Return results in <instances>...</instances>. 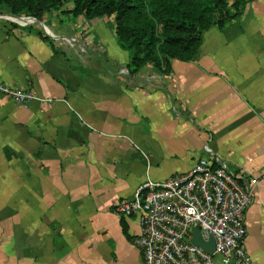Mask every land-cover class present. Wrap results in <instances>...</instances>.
I'll return each instance as SVG.
<instances>
[{
    "label": "crops",
    "instance_id": "0c3cea01",
    "mask_svg": "<svg viewBox=\"0 0 264 264\" xmlns=\"http://www.w3.org/2000/svg\"><path fill=\"white\" fill-rule=\"evenodd\" d=\"M69 4L31 24L0 6V79L54 98L0 94V264H143L138 217L114 204L201 155L252 190L246 264H264V0L133 74L113 17Z\"/></svg>",
    "mask_w": 264,
    "mask_h": 264
},
{
    "label": "built area",
    "instance_id": "2783aa9c",
    "mask_svg": "<svg viewBox=\"0 0 264 264\" xmlns=\"http://www.w3.org/2000/svg\"><path fill=\"white\" fill-rule=\"evenodd\" d=\"M23 18L33 20L32 16ZM0 94L21 106L33 99L47 105L54 100L1 79ZM251 199L252 190L224 163L214 164L201 155L186 171L163 179H144L130 196L116 201L114 210L137 215L140 231L134 242L143 264H246L243 215ZM194 226L204 238L213 236L212 253L190 241Z\"/></svg>",
    "mask_w": 264,
    "mask_h": 264
},
{
    "label": "trees",
    "instance_id": "16d2710c",
    "mask_svg": "<svg viewBox=\"0 0 264 264\" xmlns=\"http://www.w3.org/2000/svg\"><path fill=\"white\" fill-rule=\"evenodd\" d=\"M252 0H0L12 14L41 19L45 12L65 10L86 19L112 16L118 44L129 52L133 74L144 66L169 70V59L192 58L210 26L223 28ZM123 231L126 232L125 224Z\"/></svg>",
    "mask_w": 264,
    "mask_h": 264
},
{
    "label": "water",
    "instance_id": "95a60500",
    "mask_svg": "<svg viewBox=\"0 0 264 264\" xmlns=\"http://www.w3.org/2000/svg\"><path fill=\"white\" fill-rule=\"evenodd\" d=\"M190 241L193 244L201 246L203 249H205L209 253H212L214 250V238H213V236L209 235L207 238H204L201 235V232H200L198 226L193 227L191 237H190Z\"/></svg>",
    "mask_w": 264,
    "mask_h": 264
},
{
    "label": "rangeland",
    "instance_id": "374dc122",
    "mask_svg": "<svg viewBox=\"0 0 264 264\" xmlns=\"http://www.w3.org/2000/svg\"><path fill=\"white\" fill-rule=\"evenodd\" d=\"M0 13L3 14V12H0ZM5 15H6V16L10 15L11 17H13V16L16 15V14H12L9 10H7V11H5ZM16 16H18V17L21 18V22H23V21L25 22V18H23V17H26V16H32V17H35V16H33V15H30V14H28V13H24V12H22V13H20V14H17ZM0 17L4 18L3 16H0ZM4 19H5V18H4ZM6 19L8 20V17H7ZM31 22H32V23H34V22L40 23V20H39L37 17H35V18H33V20H30L29 22H26V23L31 24ZM44 22L48 25V22H47L46 20H44Z\"/></svg>",
    "mask_w": 264,
    "mask_h": 264
},
{
    "label": "bare ground",
    "instance_id": "6f19581e",
    "mask_svg": "<svg viewBox=\"0 0 264 264\" xmlns=\"http://www.w3.org/2000/svg\"><path fill=\"white\" fill-rule=\"evenodd\" d=\"M16 20H18V21H21V18H19V17H14Z\"/></svg>",
    "mask_w": 264,
    "mask_h": 264
}]
</instances>
